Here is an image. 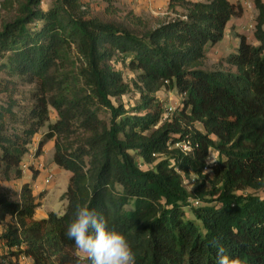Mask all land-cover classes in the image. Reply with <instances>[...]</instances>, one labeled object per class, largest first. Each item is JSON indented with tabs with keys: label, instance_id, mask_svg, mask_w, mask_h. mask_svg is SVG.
<instances>
[{
	"label": "trees",
	"instance_id": "16d2710c",
	"mask_svg": "<svg viewBox=\"0 0 264 264\" xmlns=\"http://www.w3.org/2000/svg\"><path fill=\"white\" fill-rule=\"evenodd\" d=\"M117 1L54 0L48 10L43 0L3 3L12 15L0 29V59L36 90L25 119L11 95L0 107V175H23L29 142L8 133L15 120L28 137L48 125L37 155L53 140L52 162L71 173L63 213L36 218L41 201L28 182L19 199L0 196V225L11 219L0 236L8 255L77 264L65 233L79 204L127 238L136 264H217L214 243L242 264H264V197L245 193L264 192V0H254L258 44L238 34L228 67L217 69L204 66L207 48L243 15L241 3L170 0L184 17L155 22L133 10L122 15ZM124 58L137 71L132 83L116 67ZM133 87L138 106L115 103ZM165 88L182 96L171 119L158 101ZM186 138L189 153L174 146Z\"/></svg>",
	"mask_w": 264,
	"mask_h": 264
},
{
	"label": "rangeland",
	"instance_id": "374dc122",
	"mask_svg": "<svg viewBox=\"0 0 264 264\" xmlns=\"http://www.w3.org/2000/svg\"><path fill=\"white\" fill-rule=\"evenodd\" d=\"M5 0H0V29L2 28V23L4 20L9 18L12 13H10L8 10L3 8V3ZM193 1H205V0H193ZM246 1H252L253 0H230L232 3H241L244 8L243 15L241 17H235L232 21L230 27L226 28L225 32V39L223 42H227V38L229 41L227 44L224 43L220 44V46H209L207 48V59L204 62V66L207 69H217V68H224L228 67V64L226 62L228 55L236 51V48L238 47V44L240 42V37L238 34H245V27L253 24H256V17L258 14V10H246L244 6V2ZM54 0H43L42 7L44 10H48ZM94 7L97 9H106L107 4L106 3H97L96 1H92ZM116 8L119 9L120 13L122 15H125V13L128 12V10H133L135 13L142 15L144 17H147L149 19H153V21L157 22L159 21H168L172 18H180L184 17V9L182 7H171L170 0H153L152 2H147L146 0H118L115 5ZM40 26V25H39ZM248 41L252 44H258V41L255 37V29L254 31H250L247 33ZM3 59H0V107L6 106L7 102L10 101V95L13 96L18 106L15 107V112H18L19 116L20 113L18 110L25 111L23 119H25L26 114L29 112L30 108L34 105V97L33 92L36 90L35 84L31 83L30 81L18 78L12 75L8 69L4 66ZM129 58H124L123 60H119L116 62V67L124 73V77L128 82H134L137 78V71L131 69L129 66ZM181 94L176 89H169L165 88L161 90L158 93V101L163 105V107L169 108L170 106L174 108H178L181 104ZM116 104L123 103L127 109L135 108L140 104V93L133 87V90L124 96H122L118 101H115ZM174 115V113H172ZM168 115V114H167ZM169 115V117L173 116ZM49 123H53L57 120L58 115L57 111L50 107L49 108ZM103 117L108 118L107 113L102 114ZM170 117V119H171ZM20 121H9V124L7 126V131L10 134L18 135L20 134L24 141H28V152L26 153L23 162L26 160V158L29 157L30 153L34 152L37 155V150L39 148L40 142L44 138V134L48 130V125L40 128L36 134H34L32 137H28L24 134V127L25 125L19 124ZM196 128L201 129V126L198 124L196 125ZM46 150L47 152H45ZM54 152V141L48 140L45 142V144L42 147V150L40 154L46 153V158L44 159H38L39 161L43 162L46 166L50 164V154ZM212 157L216 158V152H212ZM38 156V155H37ZM140 166L143 169H147V166L142 164V162L139 161ZM22 168V166H21ZM23 170V169H22ZM27 172L23 171V175L21 178H14L11 179H5L2 175H0V196L6 197L10 200H17L19 199V193L21 186L27 181V174L32 175V177L36 178L39 171L35 168V166L32 164L30 165L29 169L26 170ZM70 174V171H67ZM70 177L67 178L66 176L61 178L58 181V187L60 189H66L68 186H66V183L70 181ZM195 182H186V186L189 190H192L195 187ZM61 190H53L50 191L49 195L47 196L44 203L42 202V199L46 197L47 191L42 193L40 195L39 200L41 201V205L43 203L42 208L44 210H50L57 213H63L66 208V200L62 199ZM245 193H255L257 195H260L264 197V192L260 190H253L249 189ZM191 217V214L189 215ZM11 219L10 217H7V220L5 223L9 222ZM5 223L0 225V233L2 232V229L5 230ZM1 236V234H0ZM2 237H0L1 239ZM4 248V246L2 245ZM8 251L4 253L5 257H9ZM11 263L12 260H9Z\"/></svg>",
	"mask_w": 264,
	"mask_h": 264
},
{
	"label": "clouds",
	"instance_id": "9594fccd",
	"mask_svg": "<svg viewBox=\"0 0 264 264\" xmlns=\"http://www.w3.org/2000/svg\"><path fill=\"white\" fill-rule=\"evenodd\" d=\"M74 242L77 264H136V254L127 238L108 220L87 205H77L74 219L65 233ZM217 264H242L240 258H232L224 245L214 243Z\"/></svg>",
	"mask_w": 264,
	"mask_h": 264
},
{
	"label": "crops",
	"instance_id": "0c3cea01",
	"mask_svg": "<svg viewBox=\"0 0 264 264\" xmlns=\"http://www.w3.org/2000/svg\"><path fill=\"white\" fill-rule=\"evenodd\" d=\"M234 20V18L229 22L228 26L227 27H230L232 26L231 23L232 21ZM225 39V37L223 38L222 41H220L219 43L215 44L214 46H220V44H227V42L229 41V39L227 38V42H223ZM45 152H47L46 150H44ZM46 158V153L45 154H40L38 155L37 159H44ZM50 158V164L47 165V170H51L54 172L55 174V177L52 181V183L48 186H43V177L46 175V172L47 170H43V171H39L38 175L36 178L32 177V175H29L27 174V181L26 182H32V183H35V184H38L40 185L41 187L44 188V191H41L39 189H34V192L37 196L40 197V195H42V193L46 192L47 191V194H46V197L44 199H42V202L44 203V201L46 200L47 196L49 195L50 191H53V190H61L62 192L61 195L64 194V192L66 191V189H60L58 187V181L63 178V177H67L69 178L70 177V174L67 172V170L65 169H62L60 167H58L56 164H54L52 162V158H53V152L50 154L49 156ZM68 181L66 183V186H68ZM43 203H42V206H43ZM39 207L36 211V218H45L47 217L48 213L50 212V210H44L43 208ZM4 231V228L2 229V232ZM2 232L0 234H2ZM2 245L4 246V248L2 247ZM6 248H5V245H4V241L2 240V238L0 239V264H32V259L31 258H27L26 260H21V259H17L13 256H9V257H5L4 256V253H6ZM9 260H12L13 262L11 263Z\"/></svg>",
	"mask_w": 264,
	"mask_h": 264
},
{
	"label": "built area",
	"instance_id": "2783aa9c",
	"mask_svg": "<svg viewBox=\"0 0 264 264\" xmlns=\"http://www.w3.org/2000/svg\"><path fill=\"white\" fill-rule=\"evenodd\" d=\"M146 1L150 3L153 0H146ZM244 6H245V9L246 10H250V11L257 9L256 6H255L254 0H253V2L252 1H246V2H244ZM254 29L256 30V24L255 25L250 24V25L246 26L245 27V34L244 35L247 36V33L250 32V31H254ZM175 110H176V108L170 106L169 108H167L166 116L173 115L172 113H174ZM174 146L176 148H179L180 150H182L184 153H189V152H192L193 151L192 141L189 138H186L184 140H181V141L177 142ZM212 156L213 155L211 153V155L207 159V165L204 167V173L209 172L210 169H211L210 168L211 164H213L215 162V159L216 158H214ZM37 157L38 156L34 152H32V153H30L29 157L26 158V160L21 163V166H22V169H23L24 172H27L26 170L29 169L30 165H32V164L35 166V168L38 171L47 170V166L43 162L39 161L37 159ZM54 177H55L54 172L51 171V170H47L46 175L43 177V186L50 185L52 183ZM194 181H195V179L193 178L192 179V182H194ZM29 183L32 186L33 190L34 189H39L40 192L41 191H44V188L41 187L40 185L35 184V183H32V182H29ZM196 203H198V202L196 201ZM27 258H29V257H27L25 255H21L19 257V259H21L23 261L26 260Z\"/></svg>",
	"mask_w": 264,
	"mask_h": 264
}]
</instances>
